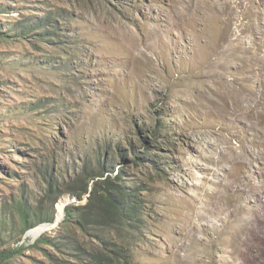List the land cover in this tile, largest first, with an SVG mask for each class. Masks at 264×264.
<instances>
[{
    "label": "rangeland",
    "instance_id": "obj_1",
    "mask_svg": "<svg viewBox=\"0 0 264 264\" xmlns=\"http://www.w3.org/2000/svg\"><path fill=\"white\" fill-rule=\"evenodd\" d=\"M4 254L264 264V0H0Z\"/></svg>",
    "mask_w": 264,
    "mask_h": 264
},
{
    "label": "trees",
    "instance_id": "obj_2",
    "mask_svg": "<svg viewBox=\"0 0 264 264\" xmlns=\"http://www.w3.org/2000/svg\"><path fill=\"white\" fill-rule=\"evenodd\" d=\"M85 173L88 175V176H92L91 178L93 179V180H95L96 179V175H91L87 170L85 171ZM103 174V173H102ZM44 176H45V178L46 179H48V176H49V174H48V172L47 173H45V174H43ZM112 181V178L110 179V181L109 182H111ZM108 182V183H109ZM116 184L114 185V186H112V185H109V186H106V188H103V187H100L99 186V184L97 183V184H95V186L93 187V189H92V191L90 192L91 194H90V197L92 198V196H97L100 200H101V202L102 203H106V202H111L112 204H113V202L114 201H117V200H115L114 199V193L115 192H117V193H122V188H120L119 187V184H118V182H115ZM84 191H85V193H87L88 192V185L86 186V188L84 189ZM81 195V194H80ZM129 200H127V202H128ZM120 203H122V202H120ZM24 207L22 206L21 207V211H23L22 209H23ZM123 203H122V208L120 209V210H117V209H115L113 212H114V214H116V215H119L122 211H123ZM135 208H136V205L133 207V208H131V209H128L127 210V213H128V216H129V218H132L133 217V215H132V213L134 212V210H135ZM67 212H68V214L71 212V209L70 208H68L67 209ZM139 212V211H138ZM138 214V213H137ZM136 214V215H137ZM22 215H23V217H24V219H25V222H26V224H27V226H26V228H29L30 227V225H29V223H30V218H29V213L27 212V211H24V212H22ZM125 215V214H124ZM135 215V216H136ZM125 217H123V219H124ZM45 221H47V222H53L54 221V217L52 216V217H50L49 219H47V220H45ZM6 254H4V255H2V256H0V264H6L5 262H3V260L6 258V256H5Z\"/></svg>",
    "mask_w": 264,
    "mask_h": 264
},
{
    "label": "bare ground",
    "instance_id": "obj_3",
    "mask_svg": "<svg viewBox=\"0 0 264 264\" xmlns=\"http://www.w3.org/2000/svg\"><path fill=\"white\" fill-rule=\"evenodd\" d=\"M64 205H65L64 203L61 204V206H60L61 210H63L62 208ZM52 228H53V226H51V224H42L40 226H37L36 228H32L28 233L30 235L34 236L35 238H38L41 234L45 233L46 231L51 230Z\"/></svg>",
    "mask_w": 264,
    "mask_h": 264
},
{
    "label": "clouds",
    "instance_id": "obj_4",
    "mask_svg": "<svg viewBox=\"0 0 264 264\" xmlns=\"http://www.w3.org/2000/svg\"><path fill=\"white\" fill-rule=\"evenodd\" d=\"M130 201H128L127 203H129ZM124 203H125V201H124ZM123 207H124V210H125V206H124V204H123ZM134 207V206H133ZM62 214H63V212L60 214V216H62ZM58 218H60V217H58ZM132 219V218H131Z\"/></svg>",
    "mask_w": 264,
    "mask_h": 264
}]
</instances>
